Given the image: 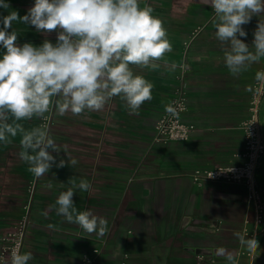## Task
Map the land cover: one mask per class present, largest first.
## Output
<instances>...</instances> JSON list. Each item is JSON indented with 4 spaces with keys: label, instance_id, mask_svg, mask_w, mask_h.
I'll return each instance as SVG.
<instances>
[{
    "label": "crops",
    "instance_id": "1",
    "mask_svg": "<svg viewBox=\"0 0 264 264\" xmlns=\"http://www.w3.org/2000/svg\"><path fill=\"white\" fill-rule=\"evenodd\" d=\"M5 2L9 8H0V29L2 18L12 12V0ZM14 2L15 10L24 16L35 0ZM145 5L164 22L172 44V51L157 68L133 67L134 73L153 83V98L139 115L113 98L99 112L80 116L68 112L58 117L51 135L61 151H49L57 163L63 159L66 165H53L37 178L30 209L32 226L22 253H32L29 264H80L85 252L105 243L93 264H122L123 260L125 264H199L194 249L206 248L214 253L210 264H229L226 255L219 253L223 248L233 255L235 264H264V245L253 263L237 254L247 248L234 233L245 236V219L252 209L245 187L222 181H206L198 187L191 177L198 168L244 161L245 137L240 126L248 115L255 74L264 58L234 77L224 64L209 5L197 0H140V6ZM260 19L264 21V14L253 16L243 25L247 36H238L250 47ZM198 27L188 55L190 109L185 115L198 129L185 142L151 147L155 122L175 88L183 41ZM261 118L264 134V108ZM11 139L10 144L0 142V235L10 231L21 216L25 189L33 176L18 156L20 145ZM68 156L78 163L68 165ZM73 177L77 183L86 179L92 185L90 191H77L73 202L78 210H91L107 219L105 235L89 234L56 214L55 201L66 190L61 184L67 185ZM210 220L218 223L210 224Z\"/></svg>",
    "mask_w": 264,
    "mask_h": 264
},
{
    "label": "clouds",
    "instance_id": "2",
    "mask_svg": "<svg viewBox=\"0 0 264 264\" xmlns=\"http://www.w3.org/2000/svg\"><path fill=\"white\" fill-rule=\"evenodd\" d=\"M205 5L213 9L215 38L234 77L264 58V21L258 22L251 47L238 38L247 36L243 25L264 14V0H205ZM0 8L9 4L0 0ZM153 11L149 5L141 7L140 0H35L23 17L12 11L2 18L0 45L6 51L0 57V142L10 144L11 138L21 137L18 156L35 178L45 176L53 165L65 167L66 162L57 163L49 151L59 154L61 148L46 126L28 130L22 121L45 118L53 110L74 116L99 112L113 98L139 115L152 100L153 83L134 73L133 67L155 69L172 51L164 22ZM13 22L28 23L38 32H56V43L46 39L39 47L17 45V32L7 31ZM255 79L264 83V70L257 71ZM67 163L73 167L78 161L68 156ZM61 185L66 190L55 201L56 214L89 234L105 235L107 219L91 210L80 211L73 202L77 191L91 190L90 182L77 183L73 177ZM234 235L249 251L258 247L254 238ZM219 253L235 264L231 253L223 248ZM32 259L31 252L10 251V264H29Z\"/></svg>",
    "mask_w": 264,
    "mask_h": 264
},
{
    "label": "built area",
    "instance_id": "3",
    "mask_svg": "<svg viewBox=\"0 0 264 264\" xmlns=\"http://www.w3.org/2000/svg\"><path fill=\"white\" fill-rule=\"evenodd\" d=\"M200 31L195 29L183 41V57L178 64L176 84L166 110L159 116L154 126V136L151 147L157 144H170L185 142L198 129L193 122L185 120V115L190 109L189 103V51L192 43ZM264 70V63L259 71ZM264 108V83L254 81L253 89L248 102V115L242 121L240 128L245 137V150L242 154L244 161L241 164L220 165L214 168L195 169L191 173L192 181L202 187L206 181H222L242 184L246 190V199L252 206L250 214L245 219L243 233L250 239H255L258 247L255 250L239 249L238 255H246L253 263L258 257V252L264 245V134L261 111ZM52 112L41 119L40 126L49 130ZM212 172V176L208 177ZM37 178L32 176L27 184L29 194L23 205L21 216L14 221L10 231L0 235V264H10L9 255L13 248H18L22 253L30 224V209L36 189ZM196 223H200L196 220ZM210 224L217 221L210 220ZM184 227V226H183ZM102 246L93 247L85 252L80 264H93L103 252ZM199 264H210L215 261L213 252L206 248L194 249ZM127 254H124V258ZM125 264V260L122 261Z\"/></svg>",
    "mask_w": 264,
    "mask_h": 264
},
{
    "label": "rangeland",
    "instance_id": "4",
    "mask_svg": "<svg viewBox=\"0 0 264 264\" xmlns=\"http://www.w3.org/2000/svg\"><path fill=\"white\" fill-rule=\"evenodd\" d=\"M12 11H16L20 17H23V14L21 12H18L17 10H15V2L14 0H12ZM12 31H16L17 32V45H23L24 43H31L33 46L35 47H39L42 45V43L47 39L50 42H52L53 44L56 43V38H57V33L56 32H52V33H45V36H42V32H38L34 26L28 24V23H22V22H13V25L11 27ZM1 52H0V57H2V55L4 54V52L6 51L3 46L1 45ZM58 117H63L62 115H59L57 112H55V110L52 111V115H51V123H50V127H49V131L50 134L51 132L54 130V128L57 126V120ZM41 119L42 118H33L30 121H22L21 123H23L24 127L28 130H30L33 127H37L40 126L41 123ZM21 139V137L19 135H17V137H15V141L16 144H19V140ZM29 194L27 192V189H25V201L27 200ZM30 226H32V222L30 221L29 224V229Z\"/></svg>",
    "mask_w": 264,
    "mask_h": 264
},
{
    "label": "water",
    "instance_id": "5",
    "mask_svg": "<svg viewBox=\"0 0 264 264\" xmlns=\"http://www.w3.org/2000/svg\"><path fill=\"white\" fill-rule=\"evenodd\" d=\"M197 1H200V2H204L205 3V0H197Z\"/></svg>",
    "mask_w": 264,
    "mask_h": 264
}]
</instances>
